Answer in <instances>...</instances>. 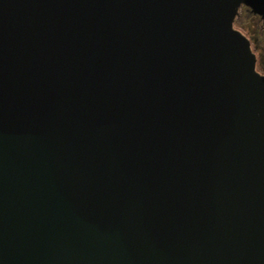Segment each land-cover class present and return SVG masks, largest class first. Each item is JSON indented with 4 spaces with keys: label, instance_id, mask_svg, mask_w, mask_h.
<instances>
[{
    "label": "water",
    "instance_id": "1",
    "mask_svg": "<svg viewBox=\"0 0 264 264\" xmlns=\"http://www.w3.org/2000/svg\"><path fill=\"white\" fill-rule=\"evenodd\" d=\"M264 0H0V264H264Z\"/></svg>",
    "mask_w": 264,
    "mask_h": 264
},
{
    "label": "rangeland",
    "instance_id": "2",
    "mask_svg": "<svg viewBox=\"0 0 264 264\" xmlns=\"http://www.w3.org/2000/svg\"><path fill=\"white\" fill-rule=\"evenodd\" d=\"M252 15L253 14L248 12L245 7H241L240 15L237 19L238 23L244 28H248L249 31L251 30L250 27H255L254 31L256 32L252 35V38L254 39L256 50L260 53L261 62L264 65V30L262 31L261 29L262 21H260L258 17ZM258 32L260 33L259 35Z\"/></svg>",
    "mask_w": 264,
    "mask_h": 264
},
{
    "label": "flooded vegetation",
    "instance_id": "3",
    "mask_svg": "<svg viewBox=\"0 0 264 264\" xmlns=\"http://www.w3.org/2000/svg\"><path fill=\"white\" fill-rule=\"evenodd\" d=\"M242 7H245L248 12H251L253 14L252 16H256V17H258L260 19V21H262V27H261V29L263 31L264 30V19L260 15L253 13L252 10L249 7H247V6H242ZM240 9H241V7H240ZM240 9H239V13H238V15H237V17L235 19V23H236V21H238L237 18L240 15ZM235 27H237L238 29H240L250 39L252 49L256 53V56H257V63H256L257 70L261 74H264V65L261 62L260 53L256 50V45L254 43V39L252 38V35L256 32V31H254L255 30V27L254 26L250 27L251 28L250 31H249L248 28H245V30H244L240 26H237L236 24H235ZM261 29H260V31H261ZM259 34L260 33L258 32V35Z\"/></svg>",
    "mask_w": 264,
    "mask_h": 264
},
{
    "label": "trees",
    "instance_id": "4",
    "mask_svg": "<svg viewBox=\"0 0 264 264\" xmlns=\"http://www.w3.org/2000/svg\"><path fill=\"white\" fill-rule=\"evenodd\" d=\"M237 26H240L242 29H244L245 30V28L243 27V26H241L239 23H238V21H236V23H235Z\"/></svg>",
    "mask_w": 264,
    "mask_h": 264
}]
</instances>
